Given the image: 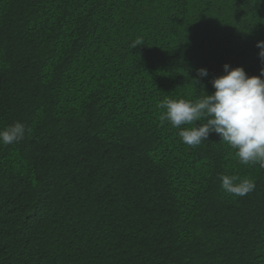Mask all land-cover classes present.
I'll use <instances>...</instances> for the list:
<instances>
[{"label": "trees", "instance_id": "1", "mask_svg": "<svg viewBox=\"0 0 264 264\" xmlns=\"http://www.w3.org/2000/svg\"><path fill=\"white\" fill-rule=\"evenodd\" d=\"M258 40L264 0H0V129L30 130L0 145V264H264V168L158 107L260 75Z\"/></svg>", "mask_w": 264, "mask_h": 264}, {"label": "clouds", "instance_id": "2", "mask_svg": "<svg viewBox=\"0 0 264 264\" xmlns=\"http://www.w3.org/2000/svg\"><path fill=\"white\" fill-rule=\"evenodd\" d=\"M142 44L133 43L132 48ZM258 57L264 64V40H258ZM224 72L211 80L215 91L195 101L165 98L158 107L160 124L178 129L180 141L188 146H199L210 133L233 150L240 164L264 168V67L260 75H248L242 66L223 65ZM197 78L208 75L206 68L196 70ZM199 122V123H197ZM26 126L17 121L0 129V145L21 141ZM221 187L232 196L243 197L255 189V181L237 175H222Z\"/></svg>", "mask_w": 264, "mask_h": 264}]
</instances>
